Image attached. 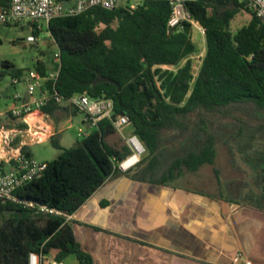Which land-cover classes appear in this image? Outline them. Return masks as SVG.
<instances>
[{
    "label": "trees",
    "instance_id": "obj_1",
    "mask_svg": "<svg viewBox=\"0 0 264 264\" xmlns=\"http://www.w3.org/2000/svg\"><path fill=\"white\" fill-rule=\"evenodd\" d=\"M185 8L206 41L196 75L191 57L196 51L193 24L185 22L182 30L169 31L171 6L166 1H147L136 9L93 7L51 20L48 32L61 54L57 91L65 98L84 93L113 99L115 113L129 117L146 155L132 169H119L118 162L131 152L126 144L118 149L107 142L116 130L108 119L100 120L75 146L47 161L42 177L16 192L21 202L0 201V264H29L32 252L54 254L57 260L75 255L80 264H93L66 216L38 212L25 202L72 215L104 183L122 173L161 185L176 181L184 169L196 172L214 163L217 143L223 140L216 122L244 124L246 119L237 112L248 108L254 119L264 121V25L236 0H198ZM244 9L251 13V21L232 31V20ZM36 70L47 74L40 61ZM13 75L22 76L23 71ZM99 75L121 89L111 83L93 85ZM59 109L53 103L43 111L54 114ZM239 137L230 136L225 143L232 163L251 177L248 163L257 161L261 153L255 149V136L245 144ZM51 141L58 146L55 137ZM22 151L32 157L27 147ZM169 152L177 156L160 172ZM254 180L245 206L264 210V179L256 174ZM43 264L51 263L45 258Z\"/></svg>",
    "mask_w": 264,
    "mask_h": 264
},
{
    "label": "crops",
    "instance_id": "obj_2",
    "mask_svg": "<svg viewBox=\"0 0 264 264\" xmlns=\"http://www.w3.org/2000/svg\"><path fill=\"white\" fill-rule=\"evenodd\" d=\"M18 92L26 95L25 85ZM71 112L60 105L54 114H32L27 122L37 135L16 136L6 151L0 141V158L23 147L33 157L31 147L57 138L58 123ZM11 120L3 122L6 129L27 130L26 122ZM68 223L93 264H264V210L211 197L177 181L161 185L136 180L131 173L116 175ZM64 261L80 264L75 255Z\"/></svg>",
    "mask_w": 264,
    "mask_h": 264
},
{
    "label": "built area",
    "instance_id": "obj_3",
    "mask_svg": "<svg viewBox=\"0 0 264 264\" xmlns=\"http://www.w3.org/2000/svg\"><path fill=\"white\" fill-rule=\"evenodd\" d=\"M147 1H166L169 3L171 6V14L167 23L169 31L182 30L185 22L194 25L185 5L188 2L198 0H0V25L30 26L32 34L27 37L26 42L35 44L39 41L36 33L42 31V24H45L48 30L53 19L77 16L93 7H101L106 10L119 7L136 9ZM236 1L243 4L264 25V0ZM53 62L54 69L47 72L45 76L37 70H30L22 76L14 77L13 83H23L27 94L16 93L13 107L4 113H0V141L4 151H6V146H11L12 141L18 135L36 136L37 132L33 131L32 125L27 122V119L53 103L68 106L72 110L82 113L85 116L84 124L89 127L96 128L102 119H108L119 134H122L125 127H132L128 116L115 113L114 101L111 98H92L84 93L76 94L70 98L63 97L56 89V81L61 68L59 49L54 55ZM6 119L26 122L28 128L17 131L6 129L5 124H3ZM88 134L79 133V136L84 138ZM123 138L131 153L117 165L119 169L126 172L141 161L146 153V148L140 138L133 133V130L130 136H123ZM2 161L5 162L4 166H0V201L2 202H21L17 198L16 192L23 186L42 177L47 169L46 162L28 157L22 149H13L8 157L0 158V162ZM25 204L30 208H37L38 212L41 213L64 215L67 220L71 218V215H65L47 206H36L29 202H25ZM45 258L47 256L40 252H32L28 262L29 264H43ZM49 260L51 264H66L64 260L55 258ZM246 264L251 263L247 262Z\"/></svg>",
    "mask_w": 264,
    "mask_h": 264
},
{
    "label": "rangeland",
    "instance_id": "obj_4",
    "mask_svg": "<svg viewBox=\"0 0 264 264\" xmlns=\"http://www.w3.org/2000/svg\"><path fill=\"white\" fill-rule=\"evenodd\" d=\"M251 19L252 15L249 11L241 10L231 22L232 31L247 25ZM42 26V31L37 33L38 43L31 44L26 42L27 37L32 34L30 26L0 25V111L3 113L13 107L17 90L20 85L24 86L23 83H13L14 71L22 70L23 73H26L30 70H36L39 61L47 67H52V70L54 69V55L57 53L58 47L45 24ZM191 36L196 45V51L191 56L194 59L193 72L196 75L205 56L206 41L204 31L196 24L193 25ZM249 110L248 108L245 111L239 110L237 112L241 119H246L244 124L230 123L229 121L216 122L215 126L223 140L217 143V156L214 163L204 165L196 172H189L184 169L176 181L194 191L215 197L229 198L233 201L232 203L238 205L250 203L247 199L248 186L255 182L254 175L260 174L264 179V121L254 119ZM84 118L82 113L72 110L71 117L58 123L57 131L59 134L56 138V144L61 148L51 141L36 144L31 147L34 159L40 162L52 161L62 153L63 149L75 146L83 139L79 133L85 135L93 131L92 128H88L84 124ZM9 122L12 120L10 119ZM131 133L132 127L127 126L122 134L116 132L108 137L107 142L120 149L125 145L123 136L128 137ZM230 136H241L237 139L242 144L252 141V136H255L254 146L261 153V157L255 162L250 161L248 163L247 169L251 172V177L245 174L243 169H239L232 163L229 147L225 143V140ZM176 156L177 153L169 152L162 160L159 171L162 172L167 168ZM6 217H10V214H7ZM2 223L3 221L0 220V227Z\"/></svg>",
    "mask_w": 264,
    "mask_h": 264
},
{
    "label": "water",
    "instance_id": "obj_5",
    "mask_svg": "<svg viewBox=\"0 0 264 264\" xmlns=\"http://www.w3.org/2000/svg\"><path fill=\"white\" fill-rule=\"evenodd\" d=\"M102 83H111V84H115L118 87V90H120V85L118 83H116L115 81H113L112 79H110L109 77H105L103 75H99L96 80L93 82V85H98V84H102Z\"/></svg>",
    "mask_w": 264,
    "mask_h": 264
},
{
    "label": "bare ground",
    "instance_id": "obj_6",
    "mask_svg": "<svg viewBox=\"0 0 264 264\" xmlns=\"http://www.w3.org/2000/svg\"><path fill=\"white\" fill-rule=\"evenodd\" d=\"M29 119H30V117H29ZM33 119H30V121H32Z\"/></svg>",
    "mask_w": 264,
    "mask_h": 264
}]
</instances>
